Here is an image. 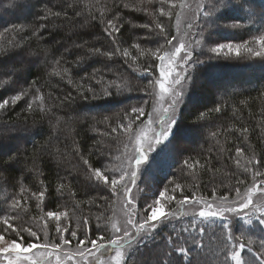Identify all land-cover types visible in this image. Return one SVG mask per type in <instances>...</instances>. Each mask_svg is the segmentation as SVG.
<instances>
[{
	"label": "snow or ice",
	"instance_id": "1",
	"mask_svg": "<svg viewBox=\"0 0 264 264\" xmlns=\"http://www.w3.org/2000/svg\"><path fill=\"white\" fill-rule=\"evenodd\" d=\"M65 2L68 9L74 8V0ZM154 2L155 0H139L137 4L126 0H105L98 10V15L89 12L90 21L86 20L81 27L99 26L106 43L99 39L73 43L64 49L60 57L51 62L47 60L51 52L46 50L43 61L50 66L49 79L56 77L61 82L66 81L83 100H87L89 94L93 99H99L111 97L113 93L130 94L137 88L145 95L155 98L157 95L155 89L157 85L159 86L160 98L167 104V107L162 109V115L153 118L152 114H149L147 125L137 132L133 125L140 121L145 113L143 107H132L130 113L124 114L117 127L103 133V136L110 137L119 130L128 135V143L132 142L133 136L135 137L136 145L127 157L126 163L121 156L113 157L112 149L103 140H97L86 152L75 139L72 141L70 153L62 149L59 146L60 126L63 124L69 133L73 131L71 128L73 117L66 110H71L74 97L70 92L63 97L54 95L53 91L45 93L41 91L44 84L39 79H32L29 82L24 76L26 42L32 37L43 40L42 33L47 30V21L60 18L61 12L45 7L44 14L39 17V21L43 22L38 21V26L31 29V37L23 35L25 32L23 26L11 25L3 29V33L17 35L8 40L6 45L0 43V90L12 93L0 95V147L3 141L15 137L17 133H31L38 122L34 119L30 126L27 121L29 117L37 114L41 117L40 122L47 120L52 132V135L39 146L37 156L31 159L30 166L29 160H22V150L19 147L0 156V190L7 191L8 186L19 189L18 192H8L0 199V259L3 264H48L40 258L43 252H48L49 255L57 253V264H60L61 254L68 257L69 264L73 259L76 264H257V260L250 261L244 256L245 252H251L255 241L248 238L247 243H244L243 233L238 237L233 232V218L243 220L247 225H252L255 218L261 226L259 247L264 250V182L255 183L258 177L264 175L260 171H255L264 164V159L254 150L250 156L245 155V147L252 148L248 143L251 133L249 127L234 129L239 137L243 138L245 147L236 145L235 154L232 155L221 145L216 156L217 160L223 158L233 161L241 175H252L254 183L252 187L247 188L244 195H241L240 187L245 184L244 180H237L236 184L228 189L231 192L234 188L235 199H229L227 195L216 197L213 189L211 199L202 195L197 196L195 193L185 195L182 190L180 195L183 198L177 200L175 196L166 195V188L153 193L139 189L137 184L140 166L148 159L147 153L154 151L162 143L170 142L176 135L174 130L181 127L182 108L188 105L192 90L198 83L199 66L222 57L231 58L233 55L236 58L256 57L264 60V9L259 12L251 8L245 9L250 23L255 24L257 20L259 21L258 34H252L242 42H220L214 46H207L213 40V30L221 27L218 21L223 18V10L230 6L243 9L249 0H241L238 5H233V0H199L195 12L187 22V30L183 35H172L170 38L168 27L162 22L161 17L171 19L173 15L171 9L178 5L173 4L172 0H159L161 5H167L170 10L165 11V7L162 6L157 13L149 11L146 6ZM97 3H100V0H97ZM10 6L16 7L17 0H11ZM126 11L143 13L149 17V21L144 24L134 23L131 18H126ZM74 15L79 18L84 13L76 11ZM63 18L71 19L67 10L63 12ZM126 26L129 27L130 34L125 38ZM223 27L236 30L245 29L247 25L232 23ZM137 29L146 30V34L135 35ZM177 31L179 32V28ZM161 40L163 43H160ZM97 43L101 46H95ZM125 44L128 47H124ZM144 44L155 45V50L142 46ZM72 48L79 49L84 54L71 67H63V64H69L63 57L68 55ZM164 49L167 50L163 51ZM205 55L207 60L201 59ZM94 58H102V67L94 68L90 73L80 76L79 80H75L72 75L73 68H78ZM141 59L148 65L143 75H149L150 70L154 72L155 68H159V77L150 79L142 88L133 84L127 73L119 70L121 67H127L130 71L136 72ZM118 60L121 63L117 64ZM156 60L159 64H155ZM24 84H27V87H24ZM55 90H59L58 85L55 86ZM164 94H167V99ZM21 102L25 107L16 113L14 120L10 118L4 121L2 117H11V113L15 112ZM147 103L145 100L144 104ZM228 106L221 97V102H217L214 107L198 110L191 125L197 131L204 129L214 123V116L218 117L226 112ZM61 111L65 112L67 119L56 114ZM236 111L237 109L233 108V113ZM261 115L264 117V111ZM108 121L109 118L104 117L101 123ZM257 127H264V121ZM93 131L96 129L93 128ZM147 132H150L151 136H148ZM219 134V129L209 133L212 138L218 137ZM216 143L219 145L220 141L217 140ZM125 148L127 149V145ZM173 148L177 153L188 150L178 143L173 145ZM91 157H95V160H91ZM44 158L55 166L54 187L40 179L45 173L38 161ZM189 159L182 161L181 171L186 169L193 180H197L199 172L215 174L211 156L205 159L204 164H200L199 160L191 164ZM196 165H199V172L196 171ZM13 170L19 175L13 176ZM61 172L64 174L61 175ZM28 175L38 178L34 182L37 190L34 191L25 185L24 180ZM77 175L83 177L77 187L88 188L83 195L97 193L89 198L90 205L101 210L96 218L94 237L88 216L76 218L75 229L70 223H65L70 215L67 211H47L43 216L28 218L29 200H34L36 208L42 209L46 201L54 202L56 199H65L71 203L73 208L71 216L75 217V209L82 203L76 200L78 193L72 186V180ZM195 186H199L198 182ZM134 187L137 189L136 194H133ZM180 188L181 185L176 184L173 191ZM162 199L169 204L175 201L178 209L164 212ZM116 204L119 205V212L113 208ZM186 208L188 210H185ZM109 209H113L111 214ZM216 218L222 221L219 232H214L206 243L205 225L214 222ZM37 225L39 226L34 230ZM53 225L54 236L49 231ZM54 240H58L59 243ZM73 242L76 247L74 253L69 255L64 249L70 248ZM258 264H264V260H259Z\"/></svg>",
	"mask_w": 264,
	"mask_h": 264
},
{
	"label": "trees",
	"instance_id": "2",
	"mask_svg": "<svg viewBox=\"0 0 264 264\" xmlns=\"http://www.w3.org/2000/svg\"><path fill=\"white\" fill-rule=\"evenodd\" d=\"M73 2V0H68ZM126 2H135L139 4V0H126ZM241 0H233V5H238ZM105 3V0H74V8L68 9L65 0H17V6L11 7V0H0V13L9 11H15V15L12 17L2 18L0 17V33H3V29L6 26L18 25L25 28L23 35L31 37V29L38 26L39 17L44 14L43 9L45 7L50 8L52 11L61 12L60 18H52L47 21V30L42 33L44 39L37 40L32 37L26 42L24 50L23 66L25 68L24 76L30 82L32 79H39L44 87L41 91L47 93L53 91L54 95L63 97L67 93H71L74 97V101L71 105V110L68 114L73 117L71 128L73 131L69 133L68 129L62 124L60 126V137L59 146L67 152H71L72 141L75 139L80 143L81 149L85 152L87 149L94 144L97 140H103L112 149V156L115 157L120 151V147L124 142V138H128L126 133L120 132L113 134L110 137L103 136V133L110 132L111 128L117 127L124 117L125 113H130L132 107H144L147 106L151 97L145 95L139 90L134 89L130 94L124 93L123 95H116L113 93L111 97H101L99 99H93L89 94L87 100L81 99L75 89L68 85L66 81L61 82L59 78L53 77L49 79L48 72L50 66L43 63L45 60V51L49 50L51 55L47 56L49 62L55 58L60 57L64 52V49L72 45L73 43L79 44L83 40L93 41L101 40L104 41L101 35L99 26L90 28H82L81 25L85 24V21H90L91 17L88 15L91 12L92 15H98V10ZM173 4L178 5L171 9L173 15L171 19L167 17H161L162 22L168 27L169 38L174 35L175 30V19L178 18L179 14V1L173 0ZM149 11H156L160 7H165V11H169L167 5H161L159 0L151 5H146ZM251 8L256 12L264 9V0H249L248 4H245L244 8L238 6H230L223 10V18L218 21L221 27L213 30L212 34H217L218 39L223 41H236L242 42L243 39L249 38L252 34H258L257 28L260 27L259 21L255 24L249 22L245 9ZM23 10L22 13H16ZM68 11L70 20L63 18V12ZM79 11L84 13L82 17L77 18L74 12ZM126 18H131L134 23L144 24L148 23L149 17L143 13H128L125 12ZM43 22V21H39ZM232 23H241L247 25L245 29H231L225 28L224 25H230ZM125 38L130 34L129 27L126 26L124 29ZM146 30L137 29L135 35H145ZM16 33H3L0 35V43L7 44L8 40H11ZM219 35V36H218ZM60 42L59 44L57 42ZM131 41H129L130 43ZM106 43V41H104ZM160 43H163L161 40ZM95 46L100 47L101 44L97 43ZM144 47H151L155 50V45L144 44ZM124 47H128L127 44ZM105 50H108L105 48ZM31 53L32 55H28ZM83 51L72 48L71 52L64 56L63 59L69 61V64H63V67H71L75 64V61L83 55ZM135 54V53H133ZM20 59V57H16ZM201 59L207 60V56H202ZM117 64L121 63L119 60ZM155 64H159L158 60ZM102 67V58H94L89 60L78 68H73L72 75L75 80H79L80 76L85 73H90L94 68ZM115 67V65H113ZM148 65L141 59L137 65V71L132 72L127 67H121L119 70L128 74L133 84L138 85L142 88L147 85L150 79L156 77V71L150 70L149 75H143L144 69ZM257 70H260L257 71ZM198 83L194 87L189 98L188 105L182 108V124L179 129L174 130V135L170 142L162 143L157 146L156 149L150 152L146 165L144 166V172L153 174L154 181L158 186V190L167 189V193H171V196H175L177 199H182L180 192L183 190L185 195L195 193L197 196H204L211 198L213 196V189H215V195L218 196H231L235 193L229 192L230 186H234L237 180H244L245 184L241 185L243 190L248 184L253 182L251 174L241 175L240 171L236 169L233 161L223 159H216L219 148L222 145L225 149H228L232 155L235 154V146L239 145L245 147V142L239 134L234 131L236 128L249 127L251 133L249 135L248 143L251 144L252 148L245 147V155H251L254 150L262 159H264V127H257L264 121L261 113L264 111V60L256 57H244L241 62H223L222 59L212 60L208 63L199 66L197 69ZM229 75L232 83L226 84V87L222 90H216V85L222 82L223 79ZM111 78V77H109ZM58 85L59 90H55V86ZM234 86V87H232ZM27 87V84H24ZM214 90V91H213ZM11 92H4L0 90V95H10ZM221 97L229 105L227 111L218 117H213V124L207 125L204 129L197 131L191 125L194 115L198 110L214 107L217 102H221ZM147 100L148 103L144 104ZM139 105V106H138ZM223 107V104H221ZM25 107V104L21 102L15 109V112L11 113V117L3 116L4 121H8L10 118L14 120L16 113H19L21 109ZM233 108L237 111L233 113ZM145 113V112H144ZM59 116H65V112H57ZM145 115V114H144ZM104 117H108L107 123H101ZM143 117V116H142ZM135 117H132V119ZM38 123L32 128L31 133H17L15 137L2 142L0 147V156L9 151H14L19 147L22 155V160L26 159L30 161L37 156V150L39 146L43 144L49 136L52 135L50 131V125L47 120L41 121L39 114L34 117H29L28 125L33 124V120ZM67 119V116H65ZM55 121H53L54 123ZM139 122V121H138ZM133 125L135 129L136 125ZM93 128L96 131H93ZM219 129L220 134L216 138H212L209 133L217 131ZM192 132V133H191ZM34 133V134H33ZM190 134L194 135V139L188 137ZM197 139V140H195ZM219 140L218 145L216 141ZM178 143L181 147L187 148V151L182 153L175 152L173 145ZM211 150V151H209ZM211 156L213 158L212 167L214 175L212 173L199 172V165H196V171L199 172L197 180H193L190 175L187 174V170L181 171V163L184 159L190 158L189 163L195 164L199 160L200 164L205 163V159ZM91 160H95V157H91ZM243 162V161H242ZM43 167L45 175L40 177L44 179L45 183H51L54 187L56 182V170L55 166L44 158L38 161ZM74 163V161H73ZM71 167V165H68ZM264 173V164L259 169ZM143 172V171H142ZM64 173L61 172V175ZM13 176L19 174L13 170ZM38 178L34 175H28L24 183L27 187L32 188L34 191L37 190L34 187V182ZM82 175H77L72 180V186L78 195L77 201H82L79 208L75 209L76 216L72 217L71 212L73 211L71 203L65 199H56L54 202L46 201L44 210L47 211H67L69 212V218L65 223H70L73 228L75 225L76 218H82L83 216L89 217V223L92 225L93 237L95 236V225L96 218L100 215L99 209L95 206L90 205V196H95L97 193L90 192L89 196L83 195V192L88 191L86 186L77 187V184L82 181ZM264 179V175L258 177L257 181ZM199 186H195L196 184ZM147 184L146 182H140ZM176 184H180L181 188L175 189ZM192 187H189V186ZM18 187L13 189L10 186L7 187V191L0 190V199H3L8 192H18ZM52 191V189H50ZM101 195H107V193H100ZM36 202L29 200L28 206L30 208L29 217H32L35 210ZM109 209V214H111ZM222 221L218 218L214 222L207 223L205 242L209 241V237L213 236L214 232H219V225ZM260 225L257 221L253 222L252 225L244 224L240 219L233 222V232L235 236L240 237L243 233L242 239L244 243H247V239L251 238L255 241L252 246L251 252H245L244 256L246 259L264 260V250L259 247V239L261 238ZM50 233L54 229V225L50 226ZM83 230V226L82 229Z\"/></svg>",
	"mask_w": 264,
	"mask_h": 264
},
{
	"label": "rangeland",
	"instance_id": "3",
	"mask_svg": "<svg viewBox=\"0 0 264 264\" xmlns=\"http://www.w3.org/2000/svg\"><path fill=\"white\" fill-rule=\"evenodd\" d=\"M178 1H179V3H178L179 5H186L187 6V7H180L179 6V8H180L179 15H178V18L175 19V24H176L175 27H177V29L179 28V32L176 29L175 30L176 32L174 33V35L180 36V35H183V33L187 30V22H188L189 18L195 12L196 6H197V3L199 2V0H178ZM172 2H173V0H172ZM22 12H23V10L16 12V13H22ZM14 15H15V11L0 13V17H2V18L12 17ZM215 35L217 36L216 33L212 34L213 40L207 46H214L215 43H220V42H224V43L229 42V41H223L222 39H218V37H216ZM232 42H236V41H232ZM174 43H177V42L174 41ZM166 50L167 49H164L163 51H166ZM220 59H222L223 62H234V63L235 62L239 63L242 60V58H236L234 55L231 58H223L222 57ZM257 71L260 72V70H257ZM156 77H159V68H158V71H156ZM230 79L231 78H229V75H228L227 78L223 79L222 82L218 83L216 85L215 92H213V93H216V90H220V89L223 90L226 87V84H228V83L231 84L232 81H230ZM169 80H170V78H169ZM167 84H168V82H166V85H165L166 87H167ZM232 87H234V86H232ZM155 91L157 93L155 98L151 97L147 106L143 107L145 115L140 118V121L138 122V124L135 127V130L137 132H139L141 127L147 125L148 120H149V114H152L153 118H156L159 115H162L163 114L162 109L164 107H167V104L164 103V101L161 100V98H160L161 94H160V89H159L158 85L156 86ZM164 96H165V99H167V94H164ZM133 119H135V118H133ZM141 121L143 122L142 124H141ZM147 135L151 136V133L147 132ZM188 137H191V139H194L195 136L190 134ZM195 140H197V139H195ZM142 143H143V141H142ZM125 145H127V149L125 148ZM135 145H136V140H135L134 136L132 137L131 143H128V138H126V139L124 138V142H123L122 146L120 147L119 153H117L116 156L123 157L124 161L126 163L127 157L133 152ZM145 147H146V145H145ZM149 154H150V152L147 153V156H149ZM145 162L140 166V171L138 173L137 187L141 190H146V191H150V192L155 193L158 190V186L156 184V181H154V179H153L154 178L153 174H150L148 172H146V173L144 172L143 169H144V166L146 165ZM133 163H134V161H133ZM139 181L140 182L144 181L147 184L145 185L144 183H139ZM261 182H264V179H262L261 181H257V182L255 181V183H261ZM253 183H254V181L251 182L250 184H248L243 190H241V195H244L246 193L247 188L252 187ZM136 191H137V189L134 187L133 188V194H136ZM166 195L171 196V193H166ZM218 197H222V196H218ZM211 198H207V199H211ZM235 198H236L235 193L233 195L229 196V199H235ZM161 203L164 205V209H163L164 212L172 211L174 208L178 209V205L175 204V201H173L171 204H169L166 200L162 199ZM113 208L116 212H119V205L118 204L114 205ZM112 210H111V212H112ZM185 210H188V209L186 208ZM45 214H46V211L44 210V207L42 209H37L36 205H35V210H34L32 217H40V216H43ZM237 220H238L237 218H233V222L237 221ZM255 221H256V219L253 218V222H255ZM38 226L39 225L35 226L34 230ZM75 227H76V223H75L73 229H75ZM49 231H50V229H49ZM54 234H55V227L52 231L53 236H54ZM41 240H43L42 236H41ZM54 242L59 243L58 240H54ZM75 247H76L75 242H73L72 246L68 249H64V251L67 252L69 255H72L74 253ZM147 252H148V249L146 248L145 254H147ZM56 256H57V253H55V252H53L51 255H49L48 252H43L40 258L42 261H47L48 264H57ZM0 264H3L2 259H0ZM60 264H69L68 257L61 254ZM71 264H76L75 259H73L71 261Z\"/></svg>",
	"mask_w": 264,
	"mask_h": 264
}]
</instances>
